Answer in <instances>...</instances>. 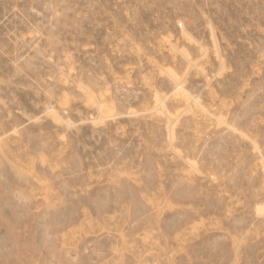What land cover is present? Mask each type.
<instances>
[{"label": "rangeland", "instance_id": "rangeland-1", "mask_svg": "<svg viewBox=\"0 0 264 264\" xmlns=\"http://www.w3.org/2000/svg\"><path fill=\"white\" fill-rule=\"evenodd\" d=\"M0 264H264V0H0Z\"/></svg>", "mask_w": 264, "mask_h": 264}]
</instances>
